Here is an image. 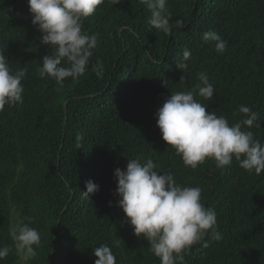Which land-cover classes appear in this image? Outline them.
Wrapping results in <instances>:
<instances>
[{
    "label": "trees",
    "instance_id": "obj_1",
    "mask_svg": "<svg viewBox=\"0 0 264 264\" xmlns=\"http://www.w3.org/2000/svg\"><path fill=\"white\" fill-rule=\"evenodd\" d=\"M166 7L170 35L148 25L151 11L139 0H104L83 20V31L98 34L86 73L58 91L36 71L51 48L41 44L27 0H0V52L13 71L27 68L23 103L0 111V247L10 249L0 264H94L101 245L116 264H161L117 206L114 170L128 159H152L178 185L200 187L201 202L216 212L222 239L193 245L185 264H264V172L234 158L223 168L212 159L186 167L154 116L171 94L193 91L230 124L241 119V105L257 112L260 127L243 130L264 143V0H167ZM209 30L227 41L222 54L202 39ZM185 48L191 56L180 70ZM97 60L102 78L92 69ZM200 72L214 87L211 100L196 93ZM88 180L99 185L90 199L81 194ZM21 221L41 237L35 257L14 247L10 230Z\"/></svg>",
    "mask_w": 264,
    "mask_h": 264
},
{
    "label": "clouds",
    "instance_id": "obj_2",
    "mask_svg": "<svg viewBox=\"0 0 264 264\" xmlns=\"http://www.w3.org/2000/svg\"><path fill=\"white\" fill-rule=\"evenodd\" d=\"M104 0H27L32 25L41 32V44L51 48V54L41 58L42 66L36 69L41 78L55 81L59 91L64 81H77L83 76L98 43V34L83 31V20L96 11ZM119 4L121 0H110ZM151 11L148 25L164 34L172 32V17L168 12L167 0H139ZM178 28L183 27L176 20ZM204 41H214L215 50L223 53L227 41L214 30L202 34ZM191 56L190 50H183V59L177 63L181 70L187 67L184 61ZM97 77L103 76L100 60L92 66ZM27 68L13 71L4 52H0V111L5 105L12 107L23 103ZM182 79V77H181ZM199 84L196 93L204 99L214 97V87L208 75L198 73ZM194 98L193 91L176 92L167 97L154 114L162 139L172 146L186 167L193 170L206 159L215 161L217 168L229 166L233 158L239 167L260 174L264 172V143L254 137L245 127H260L259 114L250 107L241 105L238 113L241 119L230 124L223 116L206 110ZM79 139V137H78ZM152 159L142 163L139 159H128L125 170L116 168L117 181L115 195L119 197L117 206L122 209L133 233L149 242V251L159 258L161 264H185V253L193 245L203 242L211 235L219 241L222 235L217 230L216 212L201 202L200 187L180 186L171 173H158ZM86 191L82 196L90 199V194L99 190V185L91 180L85 182ZM111 203V202H110ZM10 236L18 254L25 257L37 255L34 246L41 241L39 232L23 221L10 230ZM9 247H0V260L7 257ZM98 257L94 264H116V258L108 245L94 248Z\"/></svg>",
    "mask_w": 264,
    "mask_h": 264
},
{
    "label": "rangeland",
    "instance_id": "obj_3",
    "mask_svg": "<svg viewBox=\"0 0 264 264\" xmlns=\"http://www.w3.org/2000/svg\"><path fill=\"white\" fill-rule=\"evenodd\" d=\"M15 218H16V215H14L13 219H15Z\"/></svg>",
    "mask_w": 264,
    "mask_h": 264
}]
</instances>
